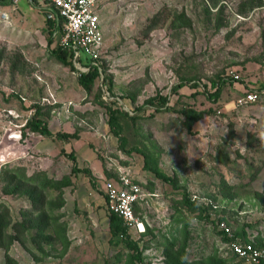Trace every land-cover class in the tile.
Here are the masks:
<instances>
[{
  "label": "rangeland",
  "instance_id": "rangeland-1",
  "mask_svg": "<svg viewBox=\"0 0 264 264\" xmlns=\"http://www.w3.org/2000/svg\"><path fill=\"white\" fill-rule=\"evenodd\" d=\"M258 1L106 0L102 72L90 88L53 54L45 0L1 11L0 211L21 222L33 210L51 229L48 240L35 234L44 252L31 238L17 240L0 248V264L8 255L13 264H255L228 252L218 231L244 230L264 245V95L234 107L264 72ZM230 69L242 79L223 81ZM153 96L167 103H145ZM109 107L117 109L115 130ZM191 109L204 114L188 126ZM37 111L54 134L70 137L33 132ZM64 151L91 175L73 172ZM13 175L51 185L32 200ZM121 175L142 185L136 213L144 230L113 235L103 184Z\"/></svg>",
  "mask_w": 264,
  "mask_h": 264
},
{
  "label": "built area",
  "instance_id": "built-area-1",
  "mask_svg": "<svg viewBox=\"0 0 264 264\" xmlns=\"http://www.w3.org/2000/svg\"><path fill=\"white\" fill-rule=\"evenodd\" d=\"M17 1L13 0L14 3ZM105 1L45 0V12H49L54 21L52 32L48 29L49 35L53 37L52 44L55 48L61 47L70 52L80 74L88 72L92 65H99L105 52L106 32L101 13ZM7 16L5 13L3 19ZM226 78H232L234 81L242 79L234 69L228 70ZM260 80L263 86L245 89L243 94L236 98L234 107L252 105L261 99L264 95V72ZM103 190L110 212L117 214L129 228L137 226L143 231V221L138 219L136 213L137 205L144 199L142 185L130 175H121L104 182ZM226 248H230L231 252L243 261L255 264L264 261V246L236 241L226 244Z\"/></svg>",
  "mask_w": 264,
  "mask_h": 264
},
{
  "label": "trees",
  "instance_id": "trees-1",
  "mask_svg": "<svg viewBox=\"0 0 264 264\" xmlns=\"http://www.w3.org/2000/svg\"><path fill=\"white\" fill-rule=\"evenodd\" d=\"M14 2L13 0H0V5L4 6V5H12ZM32 3L34 5H38V0H32ZM258 3L262 4L263 0H259ZM46 24L47 27L49 29V32H52L53 28H54V21L53 18L50 17V19H46ZM49 44L52 45L53 43V37L51 35H49ZM53 54L56 56V58L63 64H71L73 65V67L75 68V65L72 61L71 58V54L67 49H63L61 47L58 48H53L52 49ZM103 58V57H102ZM102 59L99 63V65L94 66L92 65L90 70L88 72H83L80 74V84L83 85L85 88H90V86L96 81V79L100 76L101 72H102ZM223 81H234V79L232 78H226L223 77ZM214 86H216V91L215 93L211 94V98L214 97L215 100L219 99V97L221 96L222 93V88L221 86H217L216 83H213ZM183 83H181L178 87H176V89L178 90V88L182 87ZM255 86H259L262 87L263 83L261 81H258L254 84V86H251V89H254ZM253 87V88H252ZM111 88V87H109ZM263 97V96H262ZM261 97V98H262ZM124 99L129 100V101H133L134 98L127 96ZM164 102L167 103V97L166 96H153V97H149L148 99H146L145 103H153V104H157L158 102ZM39 112L37 111L36 114L34 115V117L29 121L28 125L30 127V129L33 132H38L44 136L47 137H58V138H66V137H70V135L68 133H60L58 132L57 134H54L51 129L49 128L48 123L39 118ZM109 112H110V125L111 127L115 130L116 126L118 125V117L116 115L117 113V109L109 107ZM125 114H128V112H125ZM203 112H199L195 109H191L186 113V123L188 124V126H191L195 121L199 120L202 116H203ZM64 153L68 156V158L70 160L73 161V168L72 171L73 172H85L86 174L91 175V171L90 169H81L79 167L78 164V160H77V155L74 151H71L70 153H67L66 151H64ZM154 172L156 173L157 176L163 178L166 181H170L169 177H167L166 175H162L157 169H154ZM18 180V181H25V183H19V184H25V187L27 188V193L30 194V198L33 200L36 198L37 195H39L38 190L41 188H45L46 186L51 185L50 182L45 183L43 186L36 185L35 183L38 180H32L31 178H27L25 176H18V175H13L12 176V180ZM31 184L33 187L31 188L30 186H28V184ZM16 186V184H15ZM18 187V185H17ZM16 187V189H17ZM41 187V188H40ZM16 189H14L16 191ZM32 189V190H31ZM37 189V190H36ZM31 190V191H30ZM41 197V195H39ZM188 202L190 203V205L196 209L199 208L200 206H198L195 202H191L190 200H188ZM38 208V209H37ZM35 209L37 210V214H40L42 212V208H39L38 206L35 205ZM202 210H205V208H202ZM137 210V207H136ZM5 211H7L5 209ZM2 212L4 213V210L0 211V248H5L7 249V251H9L11 249V246L14 244L15 241H20L22 244H26L29 243L28 239L31 238L32 243L35 245H37V247L44 252L43 247H39V243H38V238L37 235H35L36 233L41 234L43 236V238H46L48 236V234L50 232L51 229V225L49 223L48 220H45L46 215H41L39 217H37L34 213V211L32 210L31 213H28L27 215H24V219L21 222H13V219L11 218V214H6L3 215ZM111 213V220H112V231H113V235H126L127 234V230L129 229V227L127 225H125L124 221L114 212H110ZM33 231L35 233H33ZM223 238V243L224 244H231L233 242L236 241H241V242H246V243H253L254 245H258L254 240H250L249 238L246 239V234L245 231L243 230L244 233H235L233 234L228 228H223L221 230L218 231ZM242 234V236H241ZM48 240V237H47ZM30 244V243H29ZM129 245L135 249L137 252H134L133 257L135 259H141V254L139 253V248L138 245L134 242L129 243ZM259 246H264V245H259ZM34 250V249H33ZM227 251L230 252L233 256L237 257V255L233 254L230 248H227ZM33 255L36 256V253L33 251ZM14 259L8 255L7 257V262L8 264H13ZM222 262V260H221ZM16 264V262H15ZM260 264H264V261H262Z\"/></svg>",
  "mask_w": 264,
  "mask_h": 264
},
{
  "label": "crops",
  "instance_id": "crops-1",
  "mask_svg": "<svg viewBox=\"0 0 264 264\" xmlns=\"http://www.w3.org/2000/svg\"><path fill=\"white\" fill-rule=\"evenodd\" d=\"M11 7H13V5H11V6H10V5H4V6H1V7H0V12H1V11H4V9H8V8H11ZM43 8H44V7H43ZM5 12H6V11H5ZM46 19H47V17H46Z\"/></svg>",
  "mask_w": 264,
  "mask_h": 264
},
{
  "label": "water",
  "instance_id": "water-1",
  "mask_svg": "<svg viewBox=\"0 0 264 264\" xmlns=\"http://www.w3.org/2000/svg\"><path fill=\"white\" fill-rule=\"evenodd\" d=\"M45 15H46L47 19H50L51 14L49 12H46Z\"/></svg>",
  "mask_w": 264,
  "mask_h": 264
},
{
  "label": "bare ground",
  "instance_id": "bare-ground-1",
  "mask_svg": "<svg viewBox=\"0 0 264 264\" xmlns=\"http://www.w3.org/2000/svg\"><path fill=\"white\" fill-rule=\"evenodd\" d=\"M143 226V225H142ZM144 227V226H143Z\"/></svg>",
  "mask_w": 264,
  "mask_h": 264
}]
</instances>
